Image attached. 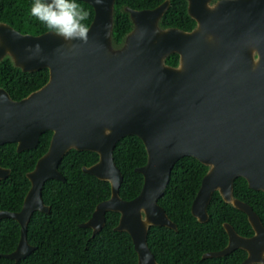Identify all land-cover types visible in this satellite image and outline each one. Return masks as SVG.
Wrapping results in <instances>:
<instances>
[{
    "label": "water",
    "instance_id": "obj_1",
    "mask_svg": "<svg viewBox=\"0 0 264 264\" xmlns=\"http://www.w3.org/2000/svg\"><path fill=\"white\" fill-rule=\"evenodd\" d=\"M94 10L88 41H65L51 31L33 36L0 23V62L31 73L49 72L40 89L13 100L0 88V146L15 143L18 153L34 149L46 131L49 147L26 174L30 188L17 213L0 211L20 226L15 262L34 250L26 238L34 212L49 213L42 187L48 180L64 182L58 166L70 151H88L98 161L82 171L110 185L109 199L96 205L91 218L79 226L92 237L105 225V214H119L116 232L127 233L137 264H159L147 243L151 227L177 231L158 200L174 165L192 157L208 168L191 204L199 223L208 221L214 192L224 203L247 216L251 237L223 224L228 242L223 250L202 259L223 257L236 249L246 252L241 264L264 263V226L246 203L233 194L235 179L264 193V0H186L195 21L190 32L161 28L169 0L154 9L128 7L133 28L121 46L112 41L115 0H79ZM37 45L39 47L37 48ZM178 55L176 66L166 64ZM139 138L146 164L137 197L122 200L123 177L113 150L124 137ZM10 170L0 167V180Z\"/></svg>",
    "mask_w": 264,
    "mask_h": 264
},
{
    "label": "trees",
    "instance_id": "obj_2",
    "mask_svg": "<svg viewBox=\"0 0 264 264\" xmlns=\"http://www.w3.org/2000/svg\"><path fill=\"white\" fill-rule=\"evenodd\" d=\"M165 0H115L112 41L122 45L126 34L133 28L125 7L134 10L154 9ZM169 7L160 20V27L177 28L190 32L195 21L187 13L186 0H169ZM217 0H212L215 2ZM34 0H0V23L11 26L22 34L37 36L48 32L47 27L30 14ZM89 16L83 23L91 24L93 8L76 0ZM178 55L171 54L166 64L176 66ZM49 72L41 69L31 73L13 66L9 58L0 62V88L13 100H21L40 89L48 81ZM52 132L46 131L34 149L20 153L15 143L0 146V167L10 170L0 180V211L17 213L30 188L26 174L43 156L50 143ZM113 160L123 180L119 188L122 200L138 196L143 176L135 171L146 164L147 154L142 141L127 136L114 146ZM98 161L94 152L70 150L61 160L58 170L65 181L48 180L42 187L43 203L49 213L34 212L26 238L34 247L30 255L15 262L0 258V264H137V254L130 236L116 232L119 214L107 212L103 229L92 237V230L79 225L87 222L96 205L110 197V185L82 171ZM208 168L192 157L181 158L172 168L169 183L158 204L177 231L166 227H151L147 236L148 247L159 264H241L246 252L236 249L226 256L202 259L203 254L223 250L228 242L223 224H230L243 237H251L253 230L247 216L226 204L214 192L207 207L208 221L199 223L191 214V204ZM234 197L247 205L260 218L264 226V193L248 187L237 178L233 184ZM20 226L10 218L0 220V254H10L18 244ZM264 264V263H263Z\"/></svg>",
    "mask_w": 264,
    "mask_h": 264
},
{
    "label": "clouds",
    "instance_id": "obj_3",
    "mask_svg": "<svg viewBox=\"0 0 264 264\" xmlns=\"http://www.w3.org/2000/svg\"><path fill=\"white\" fill-rule=\"evenodd\" d=\"M30 14L65 41H88L89 13L76 0H34Z\"/></svg>",
    "mask_w": 264,
    "mask_h": 264
}]
</instances>
